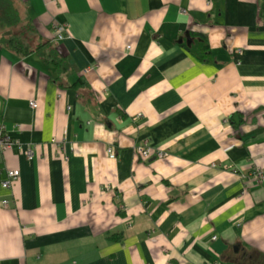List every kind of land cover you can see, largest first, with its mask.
Listing matches in <instances>:
<instances>
[{
	"label": "crops",
	"instance_id": "obj_1",
	"mask_svg": "<svg viewBox=\"0 0 264 264\" xmlns=\"http://www.w3.org/2000/svg\"><path fill=\"white\" fill-rule=\"evenodd\" d=\"M14 5L70 69L0 46V264H264V0Z\"/></svg>",
	"mask_w": 264,
	"mask_h": 264
},
{
	"label": "trees",
	"instance_id": "obj_2",
	"mask_svg": "<svg viewBox=\"0 0 264 264\" xmlns=\"http://www.w3.org/2000/svg\"><path fill=\"white\" fill-rule=\"evenodd\" d=\"M14 3L15 0H0V46L21 56L36 51L41 56L48 57L59 67L60 71L69 70L66 58L54 50L48 40L37 43L31 40L29 32L33 29L32 25L29 19H25L24 13L15 7ZM198 50L192 51L197 58L205 60L209 54L207 44ZM79 81L73 83L71 87H78Z\"/></svg>",
	"mask_w": 264,
	"mask_h": 264
},
{
	"label": "built area",
	"instance_id": "obj_3",
	"mask_svg": "<svg viewBox=\"0 0 264 264\" xmlns=\"http://www.w3.org/2000/svg\"><path fill=\"white\" fill-rule=\"evenodd\" d=\"M181 12H185L184 9H180ZM52 28V36H51V43L53 47L58 50L60 53V43L63 41V39L67 35V24L66 23H52L51 25ZM129 49V46H127ZM29 105L32 109H35L37 107V100L36 99H30ZM14 144L13 139L9 136V134L5 131V127L2 123H0V151H3L5 149L10 148ZM135 152L139 155V157L145 159L151 155H154L158 158L166 157L168 156V153L163 150H157V149H152L147 143L143 142L141 144H138L135 146ZM107 152L109 153L110 156L114 155V149L113 147H108ZM26 156L28 158L31 157V150L27 149L24 151ZM19 176V170L18 169H7L5 177L0 181L1 186L10 189L12 183L18 178ZM249 179L255 180L257 183H262L264 181V162L263 165L261 166H256L254 170L250 173ZM2 205L7 206L8 205V200L3 199L2 200ZM215 236H213V239ZM215 264V263H214Z\"/></svg>",
	"mask_w": 264,
	"mask_h": 264
},
{
	"label": "water",
	"instance_id": "obj_4",
	"mask_svg": "<svg viewBox=\"0 0 264 264\" xmlns=\"http://www.w3.org/2000/svg\"><path fill=\"white\" fill-rule=\"evenodd\" d=\"M186 35H188V33H186ZM189 40H190V39L188 38V39H187V42H189Z\"/></svg>",
	"mask_w": 264,
	"mask_h": 264
}]
</instances>
